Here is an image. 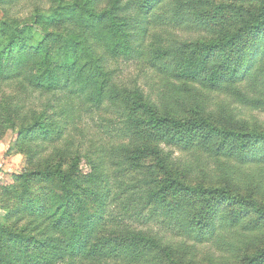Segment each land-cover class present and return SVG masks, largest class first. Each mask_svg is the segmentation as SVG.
<instances>
[{
    "label": "trees",
    "instance_id": "trees-1",
    "mask_svg": "<svg viewBox=\"0 0 264 264\" xmlns=\"http://www.w3.org/2000/svg\"><path fill=\"white\" fill-rule=\"evenodd\" d=\"M16 1L0 0V7ZM103 1L59 2L49 15L23 23L0 19V86L15 82L21 92L2 108L25 125L20 133L27 161L59 159L19 176L20 194L3 190L7 199L16 194L20 199L2 205L0 264H183L189 245L241 228L248 215L256 216L251 231L264 226V205L256 197L232 191L230 185L188 184L174 171L172 155L200 150L253 164L264 153V133L220 128L200 114L178 118L162 113L165 109L138 88L120 87L106 57L96 50L104 48L117 61L146 56L150 68L190 86L195 99L198 84L231 89L245 99L241 85L262 54L257 50L264 51V0L256 8L218 4L214 9L205 8L204 0H109L100 9ZM207 10L214 15L215 33L203 17ZM223 11H235L237 23L224 22ZM166 14L181 25L191 18L211 36L170 43L156 32L149 36ZM166 91L167 98L172 94L184 101L183 89ZM35 93L47 96L39 115L25 103ZM78 102L98 108L107 104L116 115L108 133L114 142L92 153L87 174L79 167L80 154L70 167L64 162L67 154L56 147L45 156L46 143L53 146L68 134L69 113ZM243 264H264V246L246 254Z\"/></svg>",
    "mask_w": 264,
    "mask_h": 264
},
{
    "label": "rangeland",
    "instance_id": "rangeland-1",
    "mask_svg": "<svg viewBox=\"0 0 264 264\" xmlns=\"http://www.w3.org/2000/svg\"><path fill=\"white\" fill-rule=\"evenodd\" d=\"M74 1L18 0L15 3L4 5L3 8L0 7V19L23 23L30 21L40 13L49 15L59 2ZM204 1L207 2L205 5L207 9H212V7L214 9L218 4L246 5L248 7L254 6V8L259 5V0ZM108 3L109 0H104L100 4V9H105ZM3 9L7 11L9 16L4 15ZM160 13L163 14L164 12ZM234 13L235 11H227L226 13L223 11L220 14L224 15V22L235 25L237 21H235L236 15ZM204 15L203 17L209 21L208 27L210 29L208 31L215 33L214 20L211 19L214 17L213 13L208 14L207 10ZM166 17L165 20H159L153 24L149 36L156 32L163 35V38L166 37L165 41L169 43L202 41L211 36L205 27H199L198 23L191 18L185 17L190 22L186 20L182 23L184 25H181L170 21L168 14H166ZM62 28L64 29V27ZM51 30L59 31L57 28ZM261 49L257 50L262 54L256 59V67L241 85L247 95L245 99L233 95L231 89L209 90L200 84L196 85L199 89L197 91L199 98L195 99V97L189 95L190 86L176 82L170 76L150 68L146 56L140 60L125 61L120 59L117 61L107 56L104 48L99 47L96 50L99 56L106 57L105 64L108 70L114 73V80L120 87L132 91L138 88L153 104L165 109L166 112L162 113H170V115L178 118H192L200 114L210 119L213 124L220 128L238 133H264V51ZM173 87L183 89L184 101L180 98L174 100L172 94L170 97H166L165 93L170 92L166 90ZM20 94L21 92L15 82L3 83L0 86V219L2 221L6 216V213L2 210V205L7 201L11 206L19 202L20 197H17V195L20 194L21 185L18 177L24 173L40 169L46 164L50 166L57 164L59 159H55L54 156L50 155L54 147L58 149V153L65 152L67 154L64 156L66 167H70L72 160L80 154L79 167L84 174H87L91 170L92 161L89 159H91L92 153H98L103 147L107 148L110 143L114 142L108 134L112 132L113 128V126H109V121L116 117L111 108H108L107 104L98 108L93 105L90 106V104L83 106L82 103L80 105L78 102L79 106H74V112L69 113L73 121L68 127V134H65L62 141L55 143L53 146H51L53 143H46L47 146H50V149L45 152V156L48 154L50 156L35 160L39 162L38 164L35 161H27L23 151L25 143L20 133L23 124L21 125L15 119L12 111L3 110L1 105L7 100H16ZM28 96V98H25L27 108L34 109L39 115L45 106L47 96H41L38 93L29 94ZM75 101L80 100L74 98ZM12 104L11 106H14V103ZM66 106L68 104L64 105L65 108ZM23 112L25 113L26 110H23ZM33 118L32 116L29 117L30 122L33 121ZM220 143L221 139H218L216 146ZM228 143L230 146L234 145L233 140L228 141ZM172 155L175 159L173 162L174 171L186 183L206 187L230 185V190L243 195L254 196L264 205V153L260 160L248 165H241L234 159L209 156L200 150L188 153L172 151ZM153 163L148 162V164ZM223 173L226 175L222 176ZM160 177L164 176L161 174ZM227 179L232 182L227 184ZM8 189L19 193L11 199H7L8 196H3L2 193L8 191ZM15 196L17 199L14 198ZM255 219V215H248L244 225L240 226L241 228L232 231L222 230L218 238L205 244L189 245V252L184 257L183 264H243L246 254L264 246V226L257 231H251L250 229L251 222H254Z\"/></svg>",
    "mask_w": 264,
    "mask_h": 264
}]
</instances>
